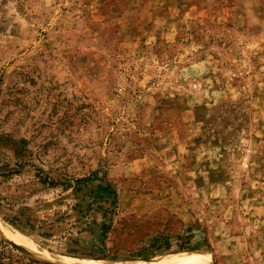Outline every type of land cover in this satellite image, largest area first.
Listing matches in <instances>:
<instances>
[{
    "label": "rangeland",
    "instance_id": "rangeland-1",
    "mask_svg": "<svg viewBox=\"0 0 264 264\" xmlns=\"http://www.w3.org/2000/svg\"><path fill=\"white\" fill-rule=\"evenodd\" d=\"M0 223L47 261L264 264V0H0Z\"/></svg>",
    "mask_w": 264,
    "mask_h": 264
},
{
    "label": "bare ground",
    "instance_id": "bare-ground-1",
    "mask_svg": "<svg viewBox=\"0 0 264 264\" xmlns=\"http://www.w3.org/2000/svg\"><path fill=\"white\" fill-rule=\"evenodd\" d=\"M5 224V223H4ZM0 236L3 238L9 239L12 242L22 246L26 249L32 256L43 259L48 263L53 264H212V257L201 252L190 251L186 249H180L176 251L167 252L158 256L153 257L152 259H129L126 261H110V260H79L71 259L65 257H54L44 259L41 253H39L36 248L28 241L27 238L22 236L15 230L10 229L9 227L0 223Z\"/></svg>",
    "mask_w": 264,
    "mask_h": 264
},
{
    "label": "trees",
    "instance_id": "trees-1",
    "mask_svg": "<svg viewBox=\"0 0 264 264\" xmlns=\"http://www.w3.org/2000/svg\"><path fill=\"white\" fill-rule=\"evenodd\" d=\"M47 184H51L52 181H46ZM23 257L19 255H15L12 253L11 249L8 248L6 242L0 238V264H30L32 261H28V263H23Z\"/></svg>",
    "mask_w": 264,
    "mask_h": 264
}]
</instances>
